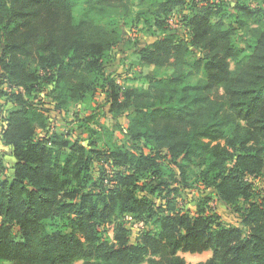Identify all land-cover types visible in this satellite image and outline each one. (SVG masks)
Segmentation results:
<instances>
[{
	"label": "trees",
	"instance_id": "obj_1",
	"mask_svg": "<svg viewBox=\"0 0 264 264\" xmlns=\"http://www.w3.org/2000/svg\"><path fill=\"white\" fill-rule=\"evenodd\" d=\"M258 19L264 0H0V264H264ZM106 21L153 40L133 51L138 86L108 72L124 41ZM99 94L122 146L94 114L79 125L93 140L48 132L43 99L61 113ZM182 191L213 192L240 227L210 197L179 208ZM126 217L144 227L134 242Z\"/></svg>",
	"mask_w": 264,
	"mask_h": 264
},
{
	"label": "rangeland",
	"instance_id": "obj_2",
	"mask_svg": "<svg viewBox=\"0 0 264 264\" xmlns=\"http://www.w3.org/2000/svg\"><path fill=\"white\" fill-rule=\"evenodd\" d=\"M147 4L150 0H144ZM170 28L172 30L178 31V34L181 38H186V32L183 29V26L180 25L178 18L173 17L170 19ZM108 30L114 29L117 31L119 35L123 37V45L120 46L117 50L113 53V62L111 65L108 66V72L112 74V77L115 81L120 85H129V86H138V82L134 79L136 78V74L139 72V68L132 65L133 59V51L134 48L142 47L145 44H150L153 40L152 38L148 37L141 32L139 28H128L122 24L118 26H111L109 22H103L102 24ZM255 27H260L264 29V21L257 20ZM195 56H199L197 53L194 56L190 57V61L192 62ZM144 71L148 72L147 69ZM198 78H204L203 73L199 75ZM197 78H195L196 80ZM194 80V81H195ZM43 108L47 111L48 117V132H57L62 133L64 135L69 134L71 139H78L81 141H85L89 137L92 136L90 139H95L96 135H91L85 129L80 128L79 125H83L84 120L89 117L90 115L94 114L93 116L96 118L99 124L103 125L109 133H112V140L113 143L122 146L123 145V138L118 131L116 124L112 121L107 113V106L104 104L105 99L104 95H97L94 98V101L79 104L75 106H70L67 111L56 113L52 110L51 106L49 105V100L43 99ZM2 103V101H1ZM45 103V104H44ZM8 108V107H7ZM7 110V109H6ZM4 112V110H3ZM0 113V129L2 128L3 122L2 118L4 113ZM123 124V120L120 121ZM90 129H98L96 126L90 124ZM98 131V130H97ZM106 132L100 133L101 142L107 141L108 135L105 134ZM41 135H45L41 133ZM2 163L5 166V172L3 173V177L9 178L11 172L9 168L11 167L12 160L9 159L7 155H3L1 157ZM253 188L256 194L264 193V178H259L253 181ZM202 196L210 197L212 202L209 204L210 209H212L213 213L218 215L221 219V222L230 227H240L239 220L237 216L231 212L226 206H224L221 202H219L213 192L207 191L201 195V193L197 191H182L181 197L176 200V204L179 208L185 210L186 212L192 213L196 206L198 199ZM157 204L160 203L159 200H155ZM127 228L130 230V239L131 242H134L138 236L140 230L144 229L141 224L133 223V222H126ZM59 222H46L45 223V231L49 232L56 226H59ZM110 231V236H111ZM179 256L184 259L186 264H198L199 262H203L211 257V252H205L202 254H188V253H179Z\"/></svg>",
	"mask_w": 264,
	"mask_h": 264
},
{
	"label": "crops",
	"instance_id": "obj_3",
	"mask_svg": "<svg viewBox=\"0 0 264 264\" xmlns=\"http://www.w3.org/2000/svg\"><path fill=\"white\" fill-rule=\"evenodd\" d=\"M8 157H9V159H11L12 160V163H11V167L9 168V170H10V172H11V175H12V165L14 164V158L13 157H11L10 155H7ZM10 175V176H11Z\"/></svg>",
	"mask_w": 264,
	"mask_h": 264
},
{
	"label": "built area",
	"instance_id": "obj_4",
	"mask_svg": "<svg viewBox=\"0 0 264 264\" xmlns=\"http://www.w3.org/2000/svg\"><path fill=\"white\" fill-rule=\"evenodd\" d=\"M126 220L129 222L132 221L130 217H126Z\"/></svg>",
	"mask_w": 264,
	"mask_h": 264
},
{
	"label": "water",
	"instance_id": "obj_5",
	"mask_svg": "<svg viewBox=\"0 0 264 264\" xmlns=\"http://www.w3.org/2000/svg\"><path fill=\"white\" fill-rule=\"evenodd\" d=\"M9 155H10V153H9Z\"/></svg>",
	"mask_w": 264,
	"mask_h": 264
}]
</instances>
